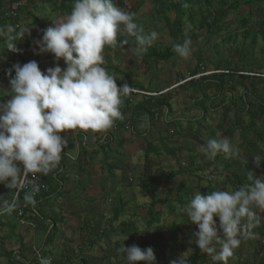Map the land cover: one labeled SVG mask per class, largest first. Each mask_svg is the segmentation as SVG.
Returning a JSON list of instances; mask_svg holds the SVG:
<instances>
[{"label":"clouds","instance_id":"clouds-1","mask_svg":"<svg viewBox=\"0 0 264 264\" xmlns=\"http://www.w3.org/2000/svg\"><path fill=\"white\" fill-rule=\"evenodd\" d=\"M134 13L122 11L113 0H75L66 16L53 22L54 27L43 30L42 38L34 43L37 54L51 53L56 66L42 72L36 61L13 65L15 78L10 79L11 99L0 104V183L9 189L20 181L21 165L24 173L47 175L61 161L67 140L61 133L74 130L106 133L122 120L120 107L122 97L129 96L133 89L124 83L118 87L115 77L102 67L105 47H117L121 33L133 37L139 55L146 52L158 33H145L134 22ZM30 35V30L28 33ZM19 36L9 35L5 41L8 51L19 52L14 40ZM123 43H127L124 40ZM192 40L187 35L183 43H172L173 52L183 60L191 56ZM63 59L66 68L59 66ZM12 69L8 70L11 77ZM204 138L200 151L209 160L218 154L225 158L237 155L239 149L227 137ZM253 160L256 167L264 157L257 154ZM251 183L243 184L235 191L196 192L190 201L180 208L188 220L198 227L193 234L195 244L214 262L228 264L233 250L242 240L253 238L252 231L260 223L256 210L264 213V176L255 178L248 171ZM25 195L27 203H35L33 194ZM16 201H3V211L11 213ZM219 219L217 225L216 218ZM219 246V250H217ZM123 253L128 264H155L154 249L142 250L136 245L125 247L124 241L117 249ZM41 264H51L41 259ZM171 264H188L185 253Z\"/></svg>","mask_w":264,"mask_h":264},{"label":"trees","instance_id":"trees-1","mask_svg":"<svg viewBox=\"0 0 264 264\" xmlns=\"http://www.w3.org/2000/svg\"><path fill=\"white\" fill-rule=\"evenodd\" d=\"M16 1L22 0H0V56H8L14 54L8 51L6 46V39L9 35L19 36L20 23L25 16L31 15L29 8L23 3L19 6L15 15H11L12 4ZM34 2L36 0H33ZM51 1L61 15L66 16L72 10L75 0H48ZM150 2L153 5L154 17L164 29L167 30L168 34L172 38V43H183L185 39V32L194 34V28L197 23L200 27L206 28L215 34L221 35L223 31H237L242 30L244 41L251 40V46L255 44V35L251 34V31L256 27L264 29V0H138L136 6L132 8V12L136 13L146 2ZM113 3L118 7L117 1L113 0ZM123 5V2H119ZM243 4L248 6V10L239 15L242 11ZM197 7V8H195ZM174 14V17H172ZM234 14L236 17L233 22L237 23V27L234 30H227L228 24L225 25L224 21L226 18ZM197 21V23H196ZM187 25V28H185ZM12 27V32H8L7 29ZM186 30V31H185ZM35 37H39V34ZM39 38H42L40 35ZM126 39L117 38V44L120 42L124 48L131 46V42L123 43ZM232 41H237V35L232 37ZM13 43L19 44L20 40L16 39ZM30 47V46H29ZM28 48V45H27ZM106 48V47H105ZM111 48V47H108ZM237 50L234 49V51ZM176 54L172 50V44L166 48L158 46H151L147 49L146 55H144V63L149 68L150 61L159 62L171 59ZM200 60V57H199ZM42 72H45L41 70ZM251 69L247 65L240 66L235 64L231 68V61L229 60L223 68L218 67L211 73L206 74L205 67L197 65V67L190 73V79L185 81L188 87L194 88L195 94H191L192 102L190 103L193 108L203 111L204 116L207 113L213 112L220 116L221 126H227V132L233 135L239 130L240 143L239 151L237 155L231 158H225L224 154H218L214 160H209L204 153L195 152L188 150V166L182 171H173L169 175L158 169L159 160L163 151L167 153H176V149L180 150L182 147L177 141L166 143L164 137L159 136L157 141L145 138L144 142V166L142 175L137 178L129 176V169L127 164L124 162V167L121 170V182L128 187L138 186L141 194L150 200V203L145 206L148 218L144 229H139L136 222L133 220L122 221L115 225L119 217L125 213L128 203L123 204V196H113V187L110 188L104 195L103 201L108 202L111 200L113 208H116L115 215L113 218L107 220L105 225L98 227L95 231L94 238L90 241L89 245L82 248L80 246L77 251L74 247L62 253V258L68 261L69 264H91L88 257H85V252L99 242L109 239L111 236H127L128 241L125 247H131L136 245L142 250H146L148 247H154V254L156 260L162 264L168 263V255L173 253L178 247V236L179 232H183L185 238L193 236L198 231V227L188 220L186 214H182L184 220L188 222V226L182 229V225L177 221L167 223L164 219L165 213L170 216L181 214L180 208L186 205L195 191L189 188L184 183L177 185L176 194H173L174 189L170 187L173 178L178 173H188L198 178L199 192L207 194L215 191V187L210 185L204 187L201 185L202 181H205L204 172L212 169L213 171H226L229 174L227 176V182L231 184L233 191L238 190L241 185L251 183L247 179L248 171L254 173L255 178H260L253 164L254 155H261L264 157V120H261V115L264 114V89L261 87L262 77L253 75L250 76L247 73H252ZM46 73V72H45ZM242 73V74H241ZM200 74L197 78L196 75ZM14 77V74L12 72ZM249 81V84L246 82ZM128 83L132 89L138 90V92L132 91L127 97H122V105L120 111L122 116L128 117L124 123L117 122L119 128H132L131 134L135 136H145L151 133L153 126L160 119L163 110H172V98L171 93L164 92V90H157L146 88L143 84L134 81L129 75H124L118 86H123L124 83ZM181 86V85H180ZM183 88V87H182ZM243 89L242 99L244 107H239L238 98L236 95L237 89ZM198 92L202 97L198 96ZM138 94H142V101L132 105L131 100ZM229 98L225 100L222 98L221 101L217 102V98L220 97ZM250 95L256 99L258 106L253 107L251 104L246 102V97ZM7 99V97H6ZM4 101V100H3ZM233 107L234 116H230L231 106ZM244 112L248 113L246 119ZM139 124L143 126V129H139ZM169 138V137H168ZM174 139V137H171ZM127 139L123 137L119 140V147L125 146ZM109 140H103L100 148L103 152L102 166L104 170H108L107 177H103V183H107L108 177L110 182L115 180L117 177L113 172L119 168V165L115 163V160L109 161L110 157L106 150L110 145ZM172 146H176L175 149ZM99 151V150H98ZM121 155V154H120ZM200 162L197 163V160ZM43 174V173H42ZM55 173L44 174L46 180L49 183V178L54 176ZM4 183H0V207L3 206V201L6 199L11 202L14 191H6L3 189ZM15 190V188H14ZM49 194V188L37 197H33L35 203L33 204L36 211L37 217L34 222L37 224L39 219L44 222L43 214L40 207L37 206L36 202L41 199L46 200V196ZM26 194H22L18 204L25 198ZM46 197V198H45ZM48 199V198H47ZM160 207H159V206ZM259 217V216H258ZM1 218V217H0ZM102 230V233L99 232ZM44 245H48L53 242L55 238V231L46 229ZM187 232V233H186ZM137 237L143 238L145 235H151L153 241L148 242L142 240L140 243H136ZM256 242L258 243L255 247L253 254V261L248 259L239 260L235 264H264V217L260 219L259 225L253 231ZM23 238L20 240V248L18 251H10L5 253L6 262L4 264H41L38 257L37 250L33 248V245L23 242ZM85 244L84 241H82ZM239 248L234 249L233 256L239 255ZM26 252L32 255V258H28ZM41 257L45 259L44 253ZM240 259V258H239ZM114 264H128L125 255L121 253L117 257V262Z\"/></svg>","mask_w":264,"mask_h":264},{"label":"rangeland","instance_id":"rangeland-1","mask_svg":"<svg viewBox=\"0 0 264 264\" xmlns=\"http://www.w3.org/2000/svg\"><path fill=\"white\" fill-rule=\"evenodd\" d=\"M10 1V0H7ZM24 3L25 0H22ZM59 1V0H58ZM118 4V8L122 11L133 13L132 8L136 6L138 0H121L123 5L119 4L120 0H116ZM26 2V1H25ZM32 2V0H31ZM57 6H55L51 1L45 0H36L32 3V6H29V10L32 13V17L26 16L22 19L20 23V31L19 35L23 31L25 34L24 38L20 40V43L16 45L17 48H25L26 52L29 51L27 57L29 61H38L41 67H43L46 71L49 68H53L56 66V60L53 54L44 53L37 54L39 52V47L34 43L36 40L41 38L40 35H43V30L47 29L50 24L54 27L53 22L58 21V18L64 17V15H59L57 12L54 13ZM197 8V7H195ZM249 8L247 5L243 4L242 11L239 12L241 15L243 12L247 11ZM134 22L139 26H142L145 30V33H150L155 31L158 33V39L154 41L152 46L160 45L161 48H166L172 44V38L168 34L167 30L162 27V25L155 20L153 5L150 2H146L142 8L138 10V12L134 13ZM57 15V16H56ZM31 16V15H30ZM35 17V18H34ZM174 17V14H172ZM235 15H229L224 24H228L227 30H234L237 27V23L233 22L235 19ZM41 21V22H40ZM41 23V24H40ZM197 23V21H196ZM187 28V25H185ZM30 30V35L27 34ZM186 31V30H185ZM39 34V37H35ZM252 35H255V44L251 46L250 39L244 41L242 30L237 31H223L221 35L215 34L211 31H208L204 27H200L197 23L194 28V34L190 32H185V36L191 38V56L188 60H183L177 55L173 56L171 59L166 61L152 62L150 61V67L148 68L144 63V55L146 52H143L139 55L135 54L132 49L136 48V43L133 37L128 36L126 33H121L118 37L126 39L128 42H131V46L128 48H124L121 43L117 44L115 48H108L106 46L103 56L105 59V64L102 65L109 74L113 75L117 80V85L124 80V75H129L134 81H137L143 84L146 88L164 90V92L171 93L172 98V110L167 111L163 110L162 115L158 122L153 126L151 133H148L145 136H135L139 141L140 150L132 148L130 146L129 151L133 153V149L136 150L138 157L136 156L131 163H126L128 169L134 171L135 174L129 173V176L132 178H137L138 174L143 173L144 166V142L145 138L154 140L155 142L159 138V136L164 137L166 143H171L172 141H177L178 144L182 148L180 150L176 149V153H167L163 151L161 154V158L159 160L158 169L165 172L169 175L173 171H182L185 170L188 166V150H193L195 152H201L200 146L204 143V138H218L216 133L219 132L222 137H227L230 139V142L239 148L240 143V132L237 130L233 135H230L227 132V126H221L220 116L214 114L213 112H208L207 115L204 116L203 111L193 108L191 106L192 98L191 94H195L194 88L188 87L187 84H184L185 81L190 79V73L197 67V65H202L205 67L206 74L213 72L218 67L223 68V66L230 60L231 68L235 64H239L240 66L247 65L253 71L252 73H247L250 76L257 75L262 77L261 87L264 89V29L255 28L251 31ZM237 35V41H232V37ZM27 43L30 48H27ZM234 51V49H236ZM14 53V52H13ZM12 55L8 56H0V76L3 74L5 78H0L1 80H6L9 88H5V86H0V104L3 100H7L6 97L10 93V79L14 78L12 73L11 77L8 75V70L12 69L14 74ZM200 57V60H199ZM59 66L64 69L66 68V64L63 59L59 61ZM242 74V73H241ZM8 76V78L6 77ZM15 76V75H14ZM200 74L196 75L198 78ZM249 84V81L246 82ZM181 85V86H180ZM122 87V86H118ZM183 87V88H182ZM2 91V92H1ZM6 91V92H5ZM133 91L138 92V90L133 89ZM5 93L8 95L5 97ZM243 89L238 88L236 91V95L238 98L239 107H244L243 99H242ZM199 97H202L200 92L197 93ZM223 99L229 101V98L220 97L217 98V102ZM142 94H138L136 97H133L131 100L132 105H135L142 101ZM246 102L251 104L253 107L258 106V103L255 98L248 95L246 97ZM231 106L230 116H234V109ZM246 119L248 118V113L244 112ZM128 116H124L122 120H119L121 123H124L128 120ZM261 120H264V114L261 115ZM115 122L114 125H117ZM139 129H143V126L139 124ZM123 128V127H122ZM112 130L115 131L114 127ZM124 131H127V134H122V132L115 133L114 135L119 138L122 135L130 136L129 132H132V128H124ZM122 130V131H123ZM110 133V132H109ZM169 137V138H168ZM174 137V139H171ZM138 146V147H139ZM117 148L119 145H116ZM139 150V151H138ZM120 149H117L113 152V160L115 163L119 165L122 169L124 167V162L122 158H120ZM200 162V159L197 160V163ZM255 168V172H257L258 176H264V159L261 160L260 166L256 167L255 163L253 164ZM117 176L121 178V172H119ZM230 173L226 171H213L210 169L207 172H204L205 181L201 182V185L204 187L213 185L215 187V191H233L231 184L227 182V176ZM137 175V176H136ZM197 176L188 174V173H178L177 176L173 178L172 183H170V187L176 194L177 185L184 183L189 188L196 192H199ZM107 192V191H106ZM105 192V193H106ZM117 196V195H116ZM113 195L112 197H116ZM141 205L142 212L137 219L138 227L144 229L146 220L148 218L147 211H145V206L150 203V200L143 195H141ZM111 201V200H109ZM107 203V202H106ZM111 204V203H110ZM159 206V205H158ZM160 207V206H159ZM111 211L113 209L112 204L108 207ZM259 218L264 217V213L260 212L259 209L256 210ZM184 213L181 212L179 215L170 216L165 213V221L167 223H171L172 221H177L182 225V229L188 226V222L181 218L180 216ZM5 216H1L0 218V245H5L9 248L13 246L20 245V237H22V229L24 230V225L19 223H11L4 218ZM14 218V217H13ZM131 218V217H130ZM126 217V220L130 219ZM9 219V218H8ZM217 225H219V219L216 218ZM8 224V225H7ZM104 227V226H103ZM252 231H254V229ZM187 233V232H186ZM150 237V235L148 234ZM15 237V238H13ZM191 241L186 240L183 235V232H179L178 236V247L177 249L168 255L169 260L168 263L171 264L173 260H179L182 255L185 253V259L188 260V264H221L219 261H213L206 253H202L200 249L195 244V240L193 236L190 237ZM128 241V238L124 239L125 243ZM188 241L191 245L188 244ZM264 243V238H263ZM258 243L256 242L255 235L253 238H249L246 240H242L241 245L239 246V251L236 256L230 257L228 260V264H235L239 260L248 259L253 261L252 257L255 252V247H257ZM149 248V247H148ZM217 250H219V246H217ZM234 251V250H233ZM240 258V259H239ZM117 259H111L109 264H113ZM155 264H162L158 260L155 261Z\"/></svg>","mask_w":264,"mask_h":264},{"label":"crops","instance_id":"crops-1","mask_svg":"<svg viewBox=\"0 0 264 264\" xmlns=\"http://www.w3.org/2000/svg\"><path fill=\"white\" fill-rule=\"evenodd\" d=\"M25 1L23 4L27 7L32 6L34 2L33 0L32 2L31 0ZM55 12L59 15L61 14L57 9H55ZM29 17L32 16L29 15ZM49 27H53L52 24ZM7 31L12 32V27H9ZM29 44L31 45V43ZM29 44L27 43L28 48H30ZM37 64L41 70L47 73L38 61ZM6 77L8 78L7 75ZM0 78H5V76L2 74ZM6 83H8L6 80H1L0 86L9 88V85ZM7 95L5 93V97ZM114 129L115 131L110 129L106 133L84 132L79 129L61 133L62 137H65L67 140V146L61 154L60 164L54 169L55 175L49 178V194L46 196L48 199L45 197L46 200L41 199L36 202L37 206L41 209L44 222L39 219L35 227L25 226L24 230L22 229V237L19 239L23 238L24 243L33 245L38 254L44 253L45 259H51V264H69L68 261L62 258V253L71 249V247H74L75 251H77L80 246L84 248L86 247L85 245H89L100 223V227H102L105 225L104 222L113 218L117 209L113 208L110 211L108 207L111 206L110 203L112 202L108 201L106 203V201H103V195L110 188L113 187V195H117V197L119 195L123 196V204L128 203L125 213L119 217L115 225L128 220H133L137 223L136 218L141 215L142 194L140 188L138 186L128 187L121 182V178L117 176L122 170L120 167L113 172L117 176L115 180L110 182L108 177L107 183H103V177H107V173H109L102 166L103 152L100 145L103 143V140L107 139L111 141L109 147L106 148L110 157L109 161L113 160V152L117 149H120L121 155L119 157L125 163H131V160L139 156L135 147L137 145V149L140 150V146L135 135L129 132L130 136L122 135L119 138L114 134L119 132L127 134V131H124V128L118 129L117 125H114ZM123 137L127 139L125 146L117 148L116 145ZM130 146L135 148L133 149V153L129 151ZM128 173L135 174L131 170ZM140 175L138 174V176ZM3 189L11 192L14 191V188L9 189L6 185ZM126 217L131 218L126 220ZM4 218L10 223L11 221L19 223L12 216H5ZM48 227L55 231V238L52 243L45 246L44 241ZM99 232L102 233V230L99 229ZM134 235L136 236L135 233ZM190 237L186 238V240L191 241ZM125 238L127 239L128 237L125 235L111 236L109 239H105L87 250L85 257L90 259L91 264H109L111 259H117L121 254L117 249ZM142 240L151 242L153 241V237L151 235L150 237L145 235L143 238L136 236V243H140ZM189 241L188 244L191 245ZM19 248L20 245L11 248L0 245V264L6 262V252L18 251ZM151 248L154 249L152 246ZM25 254L28 258H32L30 253L26 252ZM116 262L117 260L114 263Z\"/></svg>","mask_w":264,"mask_h":264},{"label":"built area","instance_id":"built-area-1","mask_svg":"<svg viewBox=\"0 0 264 264\" xmlns=\"http://www.w3.org/2000/svg\"><path fill=\"white\" fill-rule=\"evenodd\" d=\"M21 4H22L21 1H16L12 4L11 12H10L11 15H15V13L17 12ZM18 49L20 51L14 52L13 57H12L13 65L17 63H19L20 65H23L29 62L25 48L19 47ZM14 75H16L15 70H14ZM9 99H11L10 93H9V97L7 100ZM7 100L3 101L2 103L6 102ZM20 167H21L20 181L18 182V185L15 187L13 197L11 198V202L13 200L16 201V207L11 213L3 211V206L0 207V217L1 216H12L15 219H17L21 225L35 227L36 223L34 222L33 219L37 217V211L33 203H27L25 199H23L21 203L18 204V201L22 194H28L32 192L33 188L38 189V191H36L33 194V197H37L38 195L44 193L49 188V183L46 180L44 174L31 173V172L24 173L22 165ZM49 173H54V169ZM38 257L40 261L41 259H44L41 257V255H38ZM48 260H50L51 262V259H48Z\"/></svg>","mask_w":264,"mask_h":264}]
</instances>
